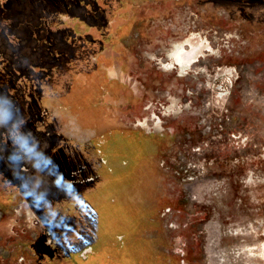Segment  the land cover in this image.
<instances>
[{
  "label": "rangeland",
  "instance_id": "1",
  "mask_svg": "<svg viewBox=\"0 0 264 264\" xmlns=\"http://www.w3.org/2000/svg\"><path fill=\"white\" fill-rule=\"evenodd\" d=\"M34 1L0 0V264H264V0Z\"/></svg>",
  "mask_w": 264,
  "mask_h": 264
},
{
  "label": "trees",
  "instance_id": "2",
  "mask_svg": "<svg viewBox=\"0 0 264 264\" xmlns=\"http://www.w3.org/2000/svg\"><path fill=\"white\" fill-rule=\"evenodd\" d=\"M27 1V0H26ZM63 3L65 2V0H35L34 1V4L36 6H38V9L35 8V10L33 11L34 13H31L30 14H38V11L40 12H44V11H49V9L53 8L55 4L57 3ZM33 3V2H32ZM63 5V4H62ZM60 5V6H62ZM65 5H63L64 7ZM91 184H94V183H91ZM73 187V186H72ZM80 186L78 187H73L74 190H76L77 188H79ZM73 188H68V189H73ZM86 247H91L90 245L89 246H85ZM97 261H101V258H99Z\"/></svg>",
  "mask_w": 264,
  "mask_h": 264
},
{
  "label": "crops",
  "instance_id": "3",
  "mask_svg": "<svg viewBox=\"0 0 264 264\" xmlns=\"http://www.w3.org/2000/svg\"><path fill=\"white\" fill-rule=\"evenodd\" d=\"M29 245H30V247L32 248V246H33V243L31 242ZM92 256H93V255H92ZM80 258H81V257H80ZM83 260H85V258H84Z\"/></svg>",
  "mask_w": 264,
  "mask_h": 264
},
{
  "label": "flooded vegetation",
  "instance_id": "4",
  "mask_svg": "<svg viewBox=\"0 0 264 264\" xmlns=\"http://www.w3.org/2000/svg\"><path fill=\"white\" fill-rule=\"evenodd\" d=\"M88 249L91 248V247H87Z\"/></svg>",
  "mask_w": 264,
  "mask_h": 264
}]
</instances>
